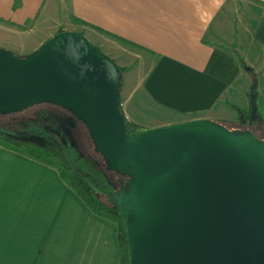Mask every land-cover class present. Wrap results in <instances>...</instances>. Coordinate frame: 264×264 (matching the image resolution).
Here are the masks:
<instances>
[{
  "label": "crops",
  "instance_id": "1",
  "mask_svg": "<svg viewBox=\"0 0 264 264\" xmlns=\"http://www.w3.org/2000/svg\"><path fill=\"white\" fill-rule=\"evenodd\" d=\"M59 32L129 43L128 102L182 119L234 124L227 103L247 113L250 69L264 122V0H0V49L25 57ZM83 204L57 166L0 145V264H120L117 225Z\"/></svg>",
  "mask_w": 264,
  "mask_h": 264
},
{
  "label": "water",
  "instance_id": "2",
  "mask_svg": "<svg viewBox=\"0 0 264 264\" xmlns=\"http://www.w3.org/2000/svg\"><path fill=\"white\" fill-rule=\"evenodd\" d=\"M245 72L256 130L264 127L256 80ZM118 74L78 33H59L25 57L0 49V116L48 103L84 124L106 170L128 177L119 191L109 183L128 264H264V142L205 119L128 134Z\"/></svg>",
  "mask_w": 264,
  "mask_h": 264
},
{
  "label": "flooded vegetation",
  "instance_id": "3",
  "mask_svg": "<svg viewBox=\"0 0 264 264\" xmlns=\"http://www.w3.org/2000/svg\"><path fill=\"white\" fill-rule=\"evenodd\" d=\"M239 122L238 118L234 127L229 124L225 128L232 134L251 132L252 136L264 142L263 126L255 130L247 123L248 118H244L242 123ZM0 134L15 142H27L33 138L38 140L40 146L51 150L56 158L64 161L67 168L90 177V182L98 189L97 197L101 201H104L109 193L115 195L109 183L119 191L120 184H126L128 181V177H119L116 173L106 170L105 161L91 144L84 124L62 108L43 103L29 108L28 111L2 115Z\"/></svg>",
  "mask_w": 264,
  "mask_h": 264
},
{
  "label": "trees",
  "instance_id": "4",
  "mask_svg": "<svg viewBox=\"0 0 264 264\" xmlns=\"http://www.w3.org/2000/svg\"><path fill=\"white\" fill-rule=\"evenodd\" d=\"M61 33V32H59ZM114 39V38H113ZM114 40L122 41L118 38H115ZM126 43L125 41H122ZM127 44V43H126ZM129 44V43H128ZM127 44V45H128ZM236 60L239 62L241 67L243 69L245 66L243 65V62L240 60V56L234 52ZM125 68L119 67V76L125 72ZM227 105L231 108L232 112H235L238 114H243V118H248V111L247 113L242 112L238 110L236 106H232L231 104ZM216 124H218L221 127H227L229 125L226 121H214ZM262 123L263 120L261 121ZM132 128H135L133 125L127 124L126 130L129 134L130 132L134 131ZM0 145L2 147H7L10 149H13L14 151H19L26 155V157L30 160H35L40 162L41 164L46 165H55V162L59 163L58 172L60 173L61 178L68 184L69 189L73 190L75 195L79 197L80 201L87 209H89L92 213H94L95 216H99L100 218L106 219V221H111L115 223L118 227L117 234L119 235V259L120 264H128V251L127 246L125 245L126 237L125 233L123 232V225L121 221V215L119 213V208H117V199L115 195H112L109 193V196H105L104 201H101L97 197L98 189H95L94 185L90 182V177H87L84 174H80L79 172L72 171L70 168H67L68 166L64 161L61 159L56 158L53 155V152L46 147L40 146L39 144H35L33 142H19L14 141L13 139H10L9 137L5 135L0 134Z\"/></svg>",
  "mask_w": 264,
  "mask_h": 264
},
{
  "label": "rangeland",
  "instance_id": "5",
  "mask_svg": "<svg viewBox=\"0 0 264 264\" xmlns=\"http://www.w3.org/2000/svg\"><path fill=\"white\" fill-rule=\"evenodd\" d=\"M85 34L89 36L87 40L91 41L92 44H94V46L99 49L101 54L110 56L109 58H113L112 60H114V63L117 64V66H121V68L126 69L125 72L120 75L121 87L119 91V105L122 110V115L123 117H125L127 124L131 126L133 125L135 127L132 128V130H145L151 126H155L152 128L158 129L167 125L170 126L172 124H175L174 122L190 120V117L182 119L180 116L169 113V111L165 109H155L145 99H142L141 93L139 97L135 96L136 94L132 96L133 100L128 102L129 99L126 97V90L132 87V85L134 86V82L136 79L135 77H138L139 74H141V71L137 73L135 67H133L132 65L133 61H135L136 59V56L132 54L128 55L123 51V49L121 51L120 49L122 48L123 43L118 40H113V38L108 37L107 35H101L100 33L96 32H86ZM126 67H131L130 72L127 71L128 69ZM239 106L241 108L244 107L241 104H239ZM34 143L39 144L38 140H36ZM54 166H57L58 168L59 163L55 162Z\"/></svg>",
  "mask_w": 264,
  "mask_h": 264
}]
</instances>
